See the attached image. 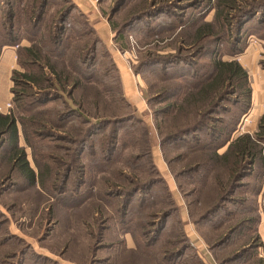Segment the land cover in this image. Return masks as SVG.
<instances>
[{
	"label": "rangeland",
	"instance_id": "rangeland-1",
	"mask_svg": "<svg viewBox=\"0 0 264 264\" xmlns=\"http://www.w3.org/2000/svg\"><path fill=\"white\" fill-rule=\"evenodd\" d=\"M213 3L48 0L46 19L74 7L66 21L71 57H78L94 34L101 41L94 59L81 64L75 60L96 88L97 93L90 90L84 97L95 116L84 115L86 123L77 105L63 95L38 107L56 127H27L26 143L18 126V144L36 177L32 184L14 164L6 135H0V264H264L263 243L253 237L258 228L251 232V222L239 224L236 217L251 215L253 203L243 210L232 203L250 198L247 190L259 186L256 199H250L256 212L263 213L264 160L241 180L243 187L232 195L237 200L222 201L218 186L229 184L224 166L208 149L187 148L195 145L196 135L174 132L183 115H176L174 123L157 117V110L168 104L160 101L163 91L184 85L188 76L178 77L192 68L207 72L212 50L223 60L243 63L248 74L255 66L259 99L264 101V4L254 7L257 12L238 45L243 49L234 56L235 40L184 45L192 56L178 44L181 33L189 35L194 26L213 19ZM88 29L94 34L84 41ZM247 51L254 63L242 59ZM120 69L128 72L132 91L124 90ZM7 95L8 82L3 80L0 98ZM121 117L125 119L99 123ZM154 118L162 122L163 134ZM242 121L237 132L257 131L255 117ZM135 186V195L125 204ZM164 212L169 215L158 232Z\"/></svg>",
	"mask_w": 264,
	"mask_h": 264
},
{
	"label": "trees",
	"instance_id": "trees-1",
	"mask_svg": "<svg viewBox=\"0 0 264 264\" xmlns=\"http://www.w3.org/2000/svg\"><path fill=\"white\" fill-rule=\"evenodd\" d=\"M213 1V19L194 26L189 32L191 34L185 35L184 32L177 38L178 44L183 46L182 49H185L187 55L192 56V52L184 45L196 46L205 39H213L215 42L235 40L233 44L237 46L230 55L234 56L242 51L243 46L238 45L244 27L256 14L254 7H262L264 4V0ZM47 3L48 0H0V54L4 47L24 43L18 48L17 67L12 70L10 76L12 107L7 113L0 112V135H6V147L13 162L30 184L35 183L36 177L25 158L23 148L18 144V126H21L26 143L27 127H44V123L56 127L54 122L48 120L51 118L41 116L38 107L46 101L60 99L63 95L77 105L76 112L86 123L89 121L85 120L84 115L95 116L89 112L90 107L84 97L96 88L89 78L81 73L80 68L75 65V60L81 64L86 63L89 58L94 59V56H91L98 46L100 47L101 41L94 32H88V29L83 40L89 41L86 37L90 33L94 34V37L90 38L89 44L85 42L79 49L78 57H71L74 53L70 50L71 37L66 21L70 19L74 7L59 9L46 19ZM206 3L210 5L211 0H206ZM111 28L116 29V26L112 24ZM186 39L191 42L185 44ZM80 45L81 43L78 46ZM210 57L212 58L207 65V72H196V69L192 68L190 73L186 72L178 77L188 76L183 78L184 85H175L171 90L163 91L166 95L160 101H168V104L157 110V117L162 115V120H171L174 123L176 115L184 116L185 120L174 124V132L183 131V135H196L193 137L195 145H187L191 151H212V159L220 162L228 175V186H218L221 191L220 199L234 201L237 199L232 198V195L243 187L241 180L248 177L254 166L263 163L264 113L260 116L256 132L236 134L251 105L252 89L248 72L236 59L223 60L217 51L212 50ZM123 119L125 118H114L99 123L109 124L110 121L119 122ZM154 119L159 134H163L162 122ZM90 127L94 129L95 124ZM221 149L224 150L219 152ZM136 189L138 186L132 188V193L124 200L125 204L133 198ZM247 192L251 195L250 198L256 199L259 186H252ZM250 198L243 197L232 203L237 204V207L243 205L240 210L244 209V205L253 203L248 210H251V215L236 217L240 220L239 224L244 221L251 222L255 228L251 232H255L260 215L256 212L258 207L255 200ZM168 215V212H164L158 220V232L164 228ZM255 234L254 239H259L257 231ZM142 252L140 254H144Z\"/></svg>",
	"mask_w": 264,
	"mask_h": 264
},
{
	"label": "crops",
	"instance_id": "crops-1",
	"mask_svg": "<svg viewBox=\"0 0 264 264\" xmlns=\"http://www.w3.org/2000/svg\"><path fill=\"white\" fill-rule=\"evenodd\" d=\"M76 1H78V0H76ZM101 28L103 29V31L106 30L105 26H103V27L101 26ZM18 45H19L18 46V48H19L20 46L23 45V43H19ZM18 48H15L14 46H7V47L3 48V50L0 54V84H1V82H3V80H7V82H8V95L4 97V100H2L0 98V107L1 108H3L5 106V104L11 100L12 94L10 92V87H11L10 76H11L12 70L17 67V51H18ZM250 55H251V51L244 52L241 55L245 64L254 63V62H252L253 56H250ZM242 64L243 63H241V65ZM256 69L257 68L255 66H253L252 67L253 73L248 74L249 75V81L251 83V88H252V95H251V105H250V109H249V115H247V116L245 115L244 117H245V120H246V117H247V119H248V117H250V118L255 117V123L257 121L259 123L260 116L264 113V101H262V99H259V93L261 91V84L259 83L260 80L258 81V73H257ZM247 71L249 73V70H247ZM120 72H121L120 74H121V78L123 81L124 90L125 91L131 90V86L129 84L130 83L129 82L130 76L128 75V72L126 71V69L125 70L120 69ZM255 72H256V74H255ZM132 95H134V93H132ZM258 100H260V101H258ZM243 121L241 120L240 124H242ZM239 127H240V125H239ZM236 134H240V133L237 132ZM156 163H157V160H156ZM157 165L159 167H161L160 161L157 163ZM259 227H261V230L259 229ZM257 228H258V234L260 236V240L262 241L263 246H264V214L263 213L259 216V222H258Z\"/></svg>",
	"mask_w": 264,
	"mask_h": 264
},
{
	"label": "built area",
	"instance_id": "built-area-1",
	"mask_svg": "<svg viewBox=\"0 0 264 264\" xmlns=\"http://www.w3.org/2000/svg\"><path fill=\"white\" fill-rule=\"evenodd\" d=\"M18 46H19L18 44L14 45L15 48H18ZM11 107H12V104H11V102L9 101V102H7V103L5 104V106H4L3 108L0 107V112H1V113H7L8 110H9Z\"/></svg>",
	"mask_w": 264,
	"mask_h": 264
}]
</instances>
